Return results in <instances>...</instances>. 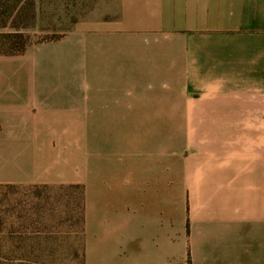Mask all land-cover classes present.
<instances>
[{"label":"crops","instance_id":"0c3cea01","mask_svg":"<svg viewBox=\"0 0 264 264\" xmlns=\"http://www.w3.org/2000/svg\"><path fill=\"white\" fill-rule=\"evenodd\" d=\"M41 187L80 188L84 264H264V0L99 1L0 55V236L33 255Z\"/></svg>","mask_w":264,"mask_h":264},{"label":"rangeland","instance_id":"374dc122","mask_svg":"<svg viewBox=\"0 0 264 264\" xmlns=\"http://www.w3.org/2000/svg\"><path fill=\"white\" fill-rule=\"evenodd\" d=\"M99 1L104 0H21L16 7L15 0H0V24H4L0 26V53L9 51L11 47L35 46L45 37L63 38L73 23L85 18ZM19 34L21 41L15 38ZM150 122L156 128L161 127L162 121ZM165 122L170 140V191L176 195L179 191L178 163L187 158L184 128L189 126V121L171 119ZM0 192L9 194L13 190L2 188ZM36 194L41 198L42 224L41 240L36 241L35 255L33 249L24 247L27 242L8 241L4 231L0 236V264H84L80 188L41 187ZM7 202L5 199L3 206L7 207ZM2 209L0 229L7 230V213L4 211L7 208ZM171 222L177 225V216Z\"/></svg>","mask_w":264,"mask_h":264},{"label":"trees","instance_id":"16d2710c","mask_svg":"<svg viewBox=\"0 0 264 264\" xmlns=\"http://www.w3.org/2000/svg\"><path fill=\"white\" fill-rule=\"evenodd\" d=\"M20 2H21V0H15L14 5L17 7V5H18ZM0 26H4V24H3V25L0 24ZM15 38L20 39V41H21L22 36L19 34V35H17ZM60 38H61V36L45 37V38H43L42 40L37 41V43H43V42L54 41V40H58V39H60ZM16 44H17V43H16ZM14 46H15V45H14ZM26 47H27V46H21L19 49H18V48H13V47H11V48L9 49V51L1 52L0 55H20V54H23V53L25 52ZM186 264H190V259H189V258L187 259Z\"/></svg>","mask_w":264,"mask_h":264}]
</instances>
